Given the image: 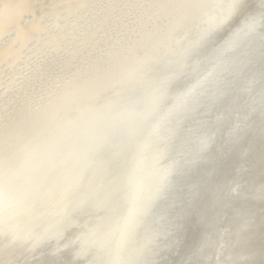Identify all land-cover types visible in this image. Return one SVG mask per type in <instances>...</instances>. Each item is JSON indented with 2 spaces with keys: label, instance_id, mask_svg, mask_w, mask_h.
<instances>
[{
  "label": "rangeland",
  "instance_id": "374dc122",
  "mask_svg": "<svg viewBox=\"0 0 264 264\" xmlns=\"http://www.w3.org/2000/svg\"><path fill=\"white\" fill-rule=\"evenodd\" d=\"M187 1L0 0V142L20 123L27 128L40 105L52 108L74 79L109 78L126 63L127 75L141 68L160 74L145 90L158 97L146 109L159 106L157 117L148 115L122 145L120 160L98 171L113 168L104 187L117 189L119 178L124 186L108 202L99 198L102 184L94 187L81 208L86 213L73 217L75 225L61 238L7 249L0 264H264V0H203L192 14ZM234 1L232 17L215 32ZM161 57L169 59L156 65ZM190 107L193 114L186 116ZM117 123L116 134L109 126L103 135L110 144L103 155L125 135V125ZM40 127L31 129L29 154L54 134L39 136ZM145 134L160 141L147 143ZM159 166L169 176L162 179ZM16 169L19 162L7 175ZM128 186L136 188L137 205L117 216ZM160 190L150 212L152 204L124 230ZM62 208L49 206L41 220ZM106 208L108 218L90 229ZM35 234L30 244L47 232Z\"/></svg>",
  "mask_w": 264,
  "mask_h": 264
},
{
  "label": "bare ground",
  "instance_id": "6f19581e",
  "mask_svg": "<svg viewBox=\"0 0 264 264\" xmlns=\"http://www.w3.org/2000/svg\"><path fill=\"white\" fill-rule=\"evenodd\" d=\"M187 2H190L189 9L187 8L188 13L192 14L195 11L193 8L204 1L199 0L193 5L191 4L193 1L188 0ZM234 5L235 1L226 13L230 12L227 20L233 14ZM193 49L194 47L191 46L189 49L191 51L188 50L189 52L185 53L189 55ZM168 59L169 57L162 58L160 61L158 59L154 63L162 65L165 61L166 64ZM152 63L153 61L150 60L144 66H149ZM128 67L127 63L123 64L117 70L118 72L109 76V78L94 75L92 76L93 81L91 80L90 83L81 82L78 79L72 80L53 103L52 108L44 110V104L37 108L40 113L37 117L32 118L27 128L24 127L23 129L24 122H22L19 124L18 130L14 129L7 135L2 134V141L0 142V253L24 245L29 249H33L48 239L61 237L67 228L75 225V221H73L75 215L78 212L86 213L81 212V208L91 198V195L95 194L96 189L94 187L104 183L107 176L113 171L112 168L105 173H100L98 172L99 169H106L115 160H120L121 154H125L123 148H121L122 145L124 146L127 140L136 133L137 128L143 124L148 115L149 118L157 117L159 106H156L147 114L146 109H150L158 97L154 92L146 94L145 90L149 89V86L158 79L160 74H155V72L146 74L143 73V68H141L139 71L127 75ZM183 70L184 67L175 74H180ZM143 93L144 96L141 97ZM47 111L51 114L49 115L50 119H48L51 121L45 125L46 127H43L42 124L45 123L44 118ZM166 112L169 113L168 110ZM115 122H118L115 125L119 129H121L120 124L125 125V135L119 136L120 143L113 151L111 150L109 154L103 155L107 144H109L103 140V135L109 126H113L111 129L114 128L116 134V128L113 125ZM159 122L161 123V121ZM39 126H41L38 131L41 133L39 136L51 129H53L54 134L39 145L34 154H29L27 150L29 134L31 129H38ZM134 137L139 138L135 135ZM147 148L142 150L137 148V151L142 153ZM118 155L119 158L115 159ZM18 162L19 169L7 175V169H11ZM87 163H90V165L86 169ZM119 180H117L118 188L123 187L125 183V178L120 183H118ZM102 186L104 187V184ZM115 186L112 184L110 188L109 183H107V186L103 189L104 193L99 198L103 197V201L108 202L118 190ZM13 188L14 192L11 191ZM126 189L127 193L122 201L116 204L115 212L117 216L126 208L133 209L132 207L137 202L136 197L138 199L139 195L137 196V193L134 192L136 188L128 186ZM156 195L143 204L132 224L124 230L135 224L136 219L152 204ZM56 204H63L61 211L54 215L50 221L41 220L42 217L47 216L48 207ZM117 210L120 212L117 213ZM102 212L105 213L104 216L100 215L102 218L97 220L90 229L94 228L96 223L106 220L111 213V209L106 208ZM19 226H21V229L17 231ZM90 229L88 228V231ZM15 231L17 232L12 233ZM46 232L47 235L34 244L28 242L33 239L35 233L43 234ZM84 237L86 238V235ZM95 247L98 250L103 249H100L96 244Z\"/></svg>",
  "mask_w": 264,
  "mask_h": 264
},
{
  "label": "water",
  "instance_id": "95a60500",
  "mask_svg": "<svg viewBox=\"0 0 264 264\" xmlns=\"http://www.w3.org/2000/svg\"><path fill=\"white\" fill-rule=\"evenodd\" d=\"M233 15V14H232ZM232 17V16H231ZM230 17V18H231ZM229 18V19H230ZM227 21H229V20H227ZM227 21L221 26V27H219L215 32H217V31H219V29H221L226 23H227ZM214 32V33H215ZM206 39V38H205ZM205 41V40H204ZM202 42L199 46H197V47H195L194 49H193V51L188 55V57L190 56V55H192L194 52H196L200 47H202V45L205 43V42ZM180 77V75L178 76V78ZM177 78V79H178ZM193 110H194V107L192 108H190V109H188L187 110V112L185 111V113H186V116H189V115H191V114H193ZM171 133V131H169V134ZM150 135V134H149ZM149 135H146V136H143L142 138H144L143 140H145V141H147V143L149 142V143H153L154 141H156L157 139L159 140L160 139V137L159 136H157V135H153L152 136V138H155L154 140H152V138H147ZM147 138V139H146ZM142 140V141H143ZM157 140V141H158ZM160 141V140H159ZM169 149V148H168ZM167 153H168V150L165 152V154H166V156H167ZM165 156V157H166ZM164 157V158H165ZM163 161V159L160 161V162H162ZM158 173H159V176L162 178L163 177V175H164V173L165 172H167V176H169V170H167V171H160V166L158 167ZM163 179V178H162ZM160 195H161V190L159 191V195H158V197H157V199L156 200H154L153 201V203H152V205L150 206V208H149V210L147 211V214L150 212V210H151V208L153 207V205L159 200V197H160ZM117 212L119 213L120 211L119 210H117ZM79 214H83V213H79L78 212V214H76V215H79ZM75 215V216H76ZM74 226V225H73ZM73 226H71V227H73ZM71 227H69V228H67L65 231H64V233L61 235V237L65 234V232L68 230V229H70ZM61 237H59V238H61ZM59 238H57V239H48V240H46V241H44L43 243H41L40 245H42V244H44V243H46L47 241H50V240H58ZM40 245H38V246H40ZM37 246V247H38ZM36 248V247H35ZM87 257V256H86ZM89 257V256H88Z\"/></svg>",
  "mask_w": 264,
  "mask_h": 264
}]
</instances>
